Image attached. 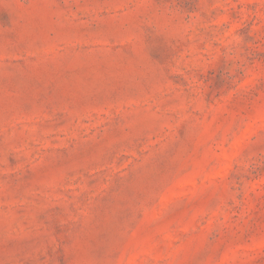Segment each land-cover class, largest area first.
I'll return each instance as SVG.
<instances>
[{"label": "rangeland", "instance_id": "1", "mask_svg": "<svg viewBox=\"0 0 264 264\" xmlns=\"http://www.w3.org/2000/svg\"><path fill=\"white\" fill-rule=\"evenodd\" d=\"M0 264H264V0H0Z\"/></svg>", "mask_w": 264, "mask_h": 264}]
</instances>
